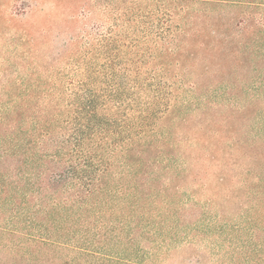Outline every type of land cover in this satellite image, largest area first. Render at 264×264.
Returning <instances> with one entry per match:
<instances>
[{"label":"rangeland","instance_id":"obj_1","mask_svg":"<svg viewBox=\"0 0 264 264\" xmlns=\"http://www.w3.org/2000/svg\"><path fill=\"white\" fill-rule=\"evenodd\" d=\"M179 7L198 8L0 0V142L25 140L10 181L31 206L0 208V264H264V99L246 70L192 78L174 63ZM213 92L235 99L203 115Z\"/></svg>","mask_w":264,"mask_h":264},{"label":"trees","instance_id":"obj_2","mask_svg":"<svg viewBox=\"0 0 264 264\" xmlns=\"http://www.w3.org/2000/svg\"><path fill=\"white\" fill-rule=\"evenodd\" d=\"M175 0H169L174 2ZM189 4L197 5L194 10L190 7H179L177 10L180 20L184 22V28H177L170 33L171 41L176 43V48L170 57L174 63H178L184 69L192 73V78L208 76L209 78L226 77L236 70H246L249 86L247 91L254 94V98L261 95L264 99V0H179ZM228 14L224 13L227 10ZM263 18L258 19L259 15ZM194 18L193 20H191ZM230 77V76H228ZM234 80L238 81L236 77ZM200 83H193L191 88H197ZM203 96V95H202ZM222 96H225L223 94ZM221 99L231 103L234 97H220L216 92L203 96L197 100V106L203 107V115L210 110L214 102ZM204 101V102H203ZM236 105V104H232ZM249 107V106H247ZM18 108H12L11 114L5 113V118L17 120ZM15 113V115H14ZM210 118L205 121L208 122ZM12 120V121H13ZM255 133L264 134V109L257 112L253 118ZM17 129L0 142V208L9 202L14 204L16 197H20L17 210L21 207L31 208L28 203V194L22 192L19 186H13L11 178L22 177L23 168L26 167V159L23 154V143ZM1 141V140H0ZM25 141V140H24ZM25 143V142H24ZM23 155V156H22ZM264 157V153L255 154V158ZM11 157L17 163L14 168H6L5 162ZM35 165L36 162H34ZM23 164H25L23 166ZM31 165V164H30ZM8 173V174H6ZM37 180L40 175L37 174ZM230 177L223 175L217 180L220 184L226 183ZM40 181V180H39ZM37 186L42 189L41 184ZM230 181V180H229ZM30 185V182H27ZM250 185V184H249ZM14 189L11 191V187ZM262 178H256L251 193H261ZM27 190V189H26ZM22 198H21V192ZM25 206V207H24ZM35 214L38 211L34 212ZM48 216V213H47ZM47 220V219H46ZM43 229H49L50 225L44 220L41 222Z\"/></svg>","mask_w":264,"mask_h":264}]
</instances>
